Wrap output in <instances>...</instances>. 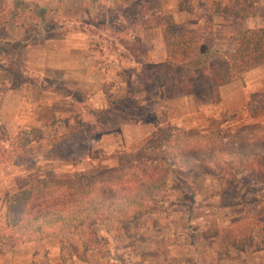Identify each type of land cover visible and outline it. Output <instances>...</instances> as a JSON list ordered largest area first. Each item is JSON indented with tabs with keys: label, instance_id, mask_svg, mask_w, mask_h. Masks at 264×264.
<instances>
[{
	"label": "rangeland",
	"instance_id": "rangeland-1",
	"mask_svg": "<svg viewBox=\"0 0 264 264\" xmlns=\"http://www.w3.org/2000/svg\"><path fill=\"white\" fill-rule=\"evenodd\" d=\"M223 3L202 0V9L198 0H0V147L20 132L32 138L26 157L0 166V206L39 178L71 182L112 171L119 155L136 151L167 126L186 135L217 132L222 139L264 129V107L223 111L205 76L173 70L165 77L160 63L162 32L207 30L216 56L232 51L236 32L264 29L261 4L253 17L239 19L223 12ZM85 9L91 17L85 18ZM14 13L3 28V15ZM210 64L220 67L216 59ZM188 81L193 91L186 94ZM236 81L245 95L264 90V66ZM168 185L160 211L117 227L95 226L103 246L98 256L67 229L63 247L33 241L38 252L30 263L264 264V233L254 232L243 254L217 236L223 227L264 214V174L223 182L176 171Z\"/></svg>",
	"mask_w": 264,
	"mask_h": 264
},
{
	"label": "trees",
	"instance_id": "trees-1",
	"mask_svg": "<svg viewBox=\"0 0 264 264\" xmlns=\"http://www.w3.org/2000/svg\"><path fill=\"white\" fill-rule=\"evenodd\" d=\"M222 1L221 10L239 19L253 17L257 4L264 8V0ZM198 5L204 9L202 0H198ZM91 13L90 9L83 12L85 18L91 17ZM16 14L9 19L3 15L2 27ZM37 15L44 22V11H38ZM48 27L53 28L51 24ZM208 34L209 31L198 27L193 32L174 36L162 32L164 63L160 65L165 77L167 71L173 70L179 74L200 73L207 78L217 99L219 87L264 66V29L236 32L232 51L216 56ZM32 36L17 39L25 42ZM34 36V41L40 42L38 29ZM212 59H216L220 67H213ZM185 87L186 94L193 91L191 81ZM263 107L264 90L251 93L242 110L251 113ZM31 139L24 132L7 139V145L0 147V166L26 157ZM176 171L193 175L206 173L223 182L258 177L264 174V129L238 132L222 139L217 132L186 135L174 126H167L136 151L119 155L112 171L71 182L36 179L7 197L0 243L17 245L54 239L63 247V233L71 229L81 248L98 256L103 246L97 240L95 226L110 222L117 227L150 211H160L166 198L164 193L171 189L168 180ZM254 232L264 233V214L223 227L218 237L224 244L238 249L251 243Z\"/></svg>",
	"mask_w": 264,
	"mask_h": 264
},
{
	"label": "crops",
	"instance_id": "crops-1",
	"mask_svg": "<svg viewBox=\"0 0 264 264\" xmlns=\"http://www.w3.org/2000/svg\"><path fill=\"white\" fill-rule=\"evenodd\" d=\"M72 48H74V47L72 46ZM69 52L71 54H73V56H75L74 53H72L71 51H69ZM83 62H86V61H74V63H75L74 65L82 64ZM93 63H94L93 61H89L88 65H89L90 70L92 72L96 73V69H95L96 66ZM152 63H155V62H152ZM160 63L161 64L164 63V52H163L162 61H160ZM103 74L104 73H102V75ZM104 76L106 77L105 74H104ZM104 80L105 79H103V81ZM91 85L93 86L92 81H91ZM258 91H261V90H258ZM249 92H250L249 94L245 95L244 91L242 89V86L235 80L229 84H225V85L218 88V90H217V104H219V106L222 107L223 111H227V112H229L235 108H238V107H240L242 110L244 108L247 100H248L249 95L251 93H254L257 91L256 90H254V91L250 90ZM239 101H241V102H239ZM5 204H6V202L0 206V227H2L4 225L3 217H4ZM217 236H218V234H217ZM51 240H54V239H45V240L37 241V242L47 243ZM32 244H33L32 242L17 244V245L0 243V264H31L30 258H31L32 252L33 251L38 252L37 248L33 247ZM47 245H52V244L47 243ZM30 246H32V247H30ZM228 247L232 251H235V252L238 251L239 253L243 254L246 251L248 245L239 247L238 249H234L230 246H228ZM51 255H53V253H51Z\"/></svg>",
	"mask_w": 264,
	"mask_h": 264
}]
</instances>
